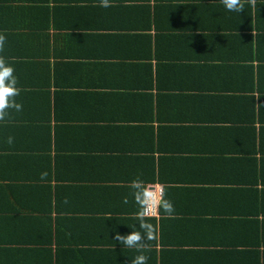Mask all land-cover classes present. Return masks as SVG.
<instances>
[{"label": "crops", "instance_id": "obj_1", "mask_svg": "<svg viewBox=\"0 0 264 264\" xmlns=\"http://www.w3.org/2000/svg\"><path fill=\"white\" fill-rule=\"evenodd\" d=\"M241 2L244 10L237 13L223 0H110L108 8L99 0H0V59L6 62L0 67V94L6 88L36 87L37 71L50 70V96L46 88L25 106L51 99L57 113L72 117L63 127L59 118L50 123L51 171L47 159H28L29 152L20 153L28 160L19 156L13 170L0 159V245L13 249L9 257L0 246V264H50L52 259L35 251L28 216L4 214L14 208L25 213V206L43 204L46 192L55 191L36 188L25 174L50 176V183L38 185L59 183L60 203L69 209L60 214L75 217L74 223L65 221L64 229L72 231L61 233L59 245L72 251L59 252L52 244L61 264L85 252L92 258L89 264H133L140 255L144 264L223 262L212 250L224 246L212 244L240 236L221 219L255 208L242 193L228 195L247 187L260 163L264 169V5ZM9 66L12 73L6 71ZM33 92L32 87L22 96ZM9 111L19 115L0 101V118ZM27 112L21 115L34 113ZM1 129L0 148L32 146L35 137L47 143L39 131L9 141ZM57 147L64 154L54 162ZM152 148L163 181L145 189L163 188L157 222L131 230L115 213L109 215L121 227L112 228V221L100 226L94 221L101 215L97 208L106 204L105 195H113L103 190L114 188L119 195L134 180L143 185L146 163L140 157ZM2 171H7L5 180ZM85 183L102 189L79 187ZM72 184L78 192L64 188ZM164 201L171 203V213ZM117 234L139 236L138 247L126 246Z\"/></svg>", "mask_w": 264, "mask_h": 264}, {"label": "trees", "instance_id": "obj_2", "mask_svg": "<svg viewBox=\"0 0 264 264\" xmlns=\"http://www.w3.org/2000/svg\"><path fill=\"white\" fill-rule=\"evenodd\" d=\"M38 78L41 80V82H37L36 87L35 85H30L29 87L22 88L20 87L17 89L16 92L9 91L10 89H4L1 94H0V101L2 103H5L8 105V107H11L15 110H18L19 115H14L11 114L12 111H9L11 114H7L5 116H2L0 120L2 123H0L1 129V136H6V139L12 140L14 138H18L21 136V133L23 132L25 135L27 132H33L34 131H39L41 134L45 133L44 141H47V143H43L42 140L36 141L35 137V144L32 146L28 147H20V146H13V144L8 145V146H3V148H0V159H2L4 162L1 163L3 166H6L5 168H9L13 170L14 168H18L17 159L19 156H22L20 158L27 159L28 156H25L23 154L20 155L22 152H29L27 154H30L28 159H39L38 161H41L42 159H47V167L49 170H52V155L50 153L52 152V144H53V139H54V132L52 129V126L50 125L52 119L57 120L58 118V125L59 126H65L68 124L69 120L72 119L71 116L66 115L67 112H61L57 113V111L52 108L53 104L51 102V99L48 100L47 103H42L40 101V104H36L38 106L34 105H29L25 106L27 104H32L33 101L29 100L31 97L33 100L37 101L38 96H41L42 91H45L46 88H48L47 95L50 96V85H51V78H50V70L46 71H37ZM20 85V84H19ZM25 86V85H24ZM32 87L34 88V91L31 95L27 96H22L26 95L28 92L32 91ZM20 99V103H18V100ZM35 107V109H34ZM28 108V109H26ZM33 111L34 113L32 114H26L25 116L21 115V111L25 113ZM14 112V110H13ZM57 114L55 118H53V114ZM59 114V115H58ZM60 115H63L61 118L59 117ZM154 119V116L153 118ZM64 122V123H62ZM58 126L57 124H55ZM58 126V127H59ZM151 131L153 134L154 131V126H151ZM47 130V131H46ZM18 132V133H17ZM2 138V137H1ZM2 140V139H1ZM56 144L58 142L56 141ZM29 151H25L24 149ZM58 151L62 153H55V159L54 162L58 161L57 156H60L64 154L62 149L60 147H57ZM154 148L150 150L151 153L150 155H146L143 157H140V159H143L145 161L144 165V182L142 188H145V185L147 183H155V182H161L163 181L162 178L157 175V168H156V162H155V156H154ZM78 151V149H76ZM14 154V155H13ZM59 154V155H58ZM9 158V156H11ZM27 159V160H28ZM98 165L99 163L96 162ZM5 164V165H4ZM41 165V164H40ZM39 165V166H40ZM37 166V165H36ZM27 166L26 168H28ZM259 171V173H258ZM7 171H2L3 174H1L2 180H5L7 177L5 176ZM11 171H8V173ZM257 174V175H256ZM254 177L253 179L250 178V181H248L247 187H242L241 189H236L234 193L228 195L230 197L235 196L238 193H242L240 197L244 199L245 197L247 199V203L254 206L255 208L253 210H242V211H236L234 210L233 214L231 212V215H234L233 217H229L228 219H221L222 223H225L227 226L226 229H232L233 232L238 234L240 236L239 239H233L232 241H229L227 238V242H222L221 244L216 245L215 243L212 244V246H224L221 249H215L214 251L212 250V253H214L215 257L218 259L223 260V262H220V264H264V169H263V164L260 163L259 169H255L254 171ZM59 178L57 175L56 178ZM17 178V177H15ZM15 178H12L14 180ZM26 180H29V182H37V185H33L36 188H43V187H51L53 190H48L46 192L49 197H47V201L43 204L40 203H35V207L26 208L25 213H21V209L14 208L13 211H10L11 209H8L9 212H6L4 214H9V215H17L18 217H22L24 215L25 217L28 216L30 221H33V230L32 234H35L36 237L35 239L31 242L33 243V246L36 247L35 251L38 250L41 254L44 253L45 255L49 256L54 260V257L56 261H53L52 259L49 262L50 264H53L54 262L56 264H61L60 262V255L58 252L54 254L53 252V242L56 244L57 251H72L73 247H68L71 249H63V247L59 246L61 244V233L63 232H71L72 230L69 229H64L65 224L68 222L65 221H74L75 217H63L64 215H61L60 213L62 212L63 204H61V186L59 183L56 182V185L51 186L50 184L46 185H38L39 182L44 181L47 183H50V176L47 179H43V176L41 175H29L25 174L23 177ZM10 181V182H11ZM13 182V181H12ZM16 182V181H14ZM41 184V183H39ZM64 185H62L63 187ZM65 187H71V191H76L72 187H75L74 184L70 186H64ZM79 187H86L88 190L90 189H102L99 185L94 186L88 183L85 184H80ZM106 188V187H105ZM120 187H118L119 189ZM45 189V188H43ZM112 190V192H109ZM100 191V190H99ZM137 190L134 189L133 187H128L125 186V190L122 189L120 194L115 192V189H109L107 191L103 190V193L107 194H113L107 196L105 195L104 197L107 198L106 204H100L98 211L100 217H97L94 221H98L100 226L106 227L107 221H112V224H108L109 226L111 225L112 228H117L121 227L120 224L114 223L115 217L113 218L112 215L109 214H119V220L124 221L125 223H128L129 227L131 230L139 229V230H145L148 228H152L153 225L157 222L156 217H147L143 215V219L141 220L140 216L138 213L141 211V205L137 202L135 192ZM42 194L43 191H40ZM102 193V192H101ZM115 194V195H114ZM58 196L60 201H54V196ZM97 197H101V194H97ZM120 201H124L125 203H119ZM73 202L69 203L70 205ZM118 204L119 206L117 209L112 207L115 204ZM3 209V208H2ZM67 211L69 209L65 208ZM63 209V211L65 210ZM161 212V208L159 210ZM53 212H55L56 216L53 217ZM144 213V210H143ZM105 214H108L105 216ZM124 214H127L123 217ZM66 215V214H65ZM102 216V217H101ZM115 216V215H114ZM236 216V217H235ZM111 217V218H110ZM118 219V218H117ZM35 222V225H34ZM72 222H70L72 224ZM78 223H80V220H77ZM116 222V221H115ZM13 221H11V224ZM74 223V222H73ZM124 223V224H125ZM237 235V236H238ZM236 236V237H237ZM238 236V237H239ZM56 239V240H54ZM22 241L23 240H19ZM153 244L156 243V239L153 240ZM4 254H7L9 256V253L13 251L11 247L8 245H0ZM118 248H120L121 245H117ZM88 248H96L99 249L98 247H91L89 246ZM21 250V249H20ZM18 251V250H16ZM134 250H132L133 252ZM211 257L213 258L214 256ZM11 257V256H9ZM77 257L76 259H66L67 262L74 263L76 261H83L79 262L78 264H89L92 258L90 257L88 252H85L83 256H75ZM225 261V262H224ZM42 264H47V263H42ZM70 264V263H69Z\"/></svg>", "mask_w": 264, "mask_h": 264}, {"label": "clouds", "instance_id": "obj_3", "mask_svg": "<svg viewBox=\"0 0 264 264\" xmlns=\"http://www.w3.org/2000/svg\"><path fill=\"white\" fill-rule=\"evenodd\" d=\"M100 7L102 8H108L110 7V0H99ZM224 7L228 11L237 12L240 13L243 9V4L241 0H223ZM261 4L264 5V0H261ZM2 40V38H0ZM5 61L3 59H0V67H5ZM6 71L8 73H12L13 69L9 66L6 67ZM133 188L137 191L134 193L137 199V202L141 205V211L138 213L141 220L143 219V210L145 206L150 202L151 193L148 192L147 189L142 188V182L138 180H134L132 182ZM163 208L166 212L171 213L172 212V205L168 201H164L162 204ZM116 239L120 240L123 239V242L126 246L129 247H138L136 244V241L139 239V236L135 235H128L126 237H122L121 234H117ZM146 260V257L143 255H140L135 258L133 261V264H144Z\"/></svg>", "mask_w": 264, "mask_h": 264}, {"label": "built area", "instance_id": "obj_4", "mask_svg": "<svg viewBox=\"0 0 264 264\" xmlns=\"http://www.w3.org/2000/svg\"><path fill=\"white\" fill-rule=\"evenodd\" d=\"M151 193L150 202L144 208V216L155 217L159 216L160 202L163 198V188L161 185H149L147 188Z\"/></svg>", "mask_w": 264, "mask_h": 264}]
</instances>
